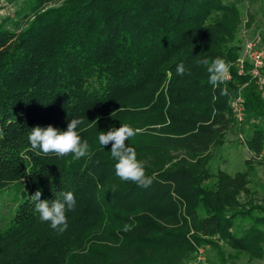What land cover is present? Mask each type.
Returning a JSON list of instances; mask_svg holds the SVG:
<instances>
[{
  "label": "trees",
  "instance_id": "1",
  "mask_svg": "<svg viewBox=\"0 0 264 264\" xmlns=\"http://www.w3.org/2000/svg\"><path fill=\"white\" fill-rule=\"evenodd\" d=\"M30 2L16 20L0 17V190L20 181L27 189L0 231V264H137L151 250L189 257L199 247L221 264L264 260V206L238 200L242 175L219 170L208 185L205 169L141 158L162 150L198 157L223 143L239 94L246 119L264 116L255 80L233 67L243 48L240 7L226 0ZM217 57L230 65L231 79L214 88L202 61ZM75 118L84 121L77 131L91 157L31 150L33 127L66 131ZM121 124L141 130L126 144L152 178L147 187L121 180L112 143H99L100 132ZM248 145L264 147L263 125H253ZM38 189L48 201L74 194L64 232L39 219L29 199Z\"/></svg>",
  "mask_w": 264,
  "mask_h": 264
},
{
  "label": "rangeland",
  "instance_id": "2",
  "mask_svg": "<svg viewBox=\"0 0 264 264\" xmlns=\"http://www.w3.org/2000/svg\"><path fill=\"white\" fill-rule=\"evenodd\" d=\"M30 1L32 0H0V17H10L11 20H16L15 11L20 5ZM226 1L236 3L241 9L242 15L238 32L242 39V47L247 41L260 35L261 46L264 48V0ZM256 123L264 126V116L257 119L245 118L242 123L235 122L224 133L223 143L217 142L207 153L198 157L190 156L181 150H162L148 153L141 158L153 166L165 167L184 164L194 170L205 169L208 176L204 183L208 185L216 179L215 174L219 170L231 176L242 175L240 188L238 187L239 189L236 191L238 200L264 206V164L259 160L263 147L254 152L248 145L249 136ZM25 191L27 189L24 181L0 190V231L9 226L10 217L22 200ZM201 248L199 247L189 257L182 253L158 257L155 256L157 252L151 250L148 252V260L141 259L137 264H221L216 253L209 248H203V259L199 260ZM236 264H264V260L249 261L247 258H242Z\"/></svg>",
  "mask_w": 264,
  "mask_h": 264
},
{
  "label": "clouds",
  "instance_id": "3",
  "mask_svg": "<svg viewBox=\"0 0 264 264\" xmlns=\"http://www.w3.org/2000/svg\"><path fill=\"white\" fill-rule=\"evenodd\" d=\"M208 64L207 71L209 73L208 82L214 87H219L229 78L230 65L223 59L217 57ZM177 74L183 75L185 67L181 63L177 66ZM221 95H228L227 88L221 90ZM120 110H122L120 108ZM84 121L79 118L72 119L67 125L66 131H61L49 125L46 128L35 126L28 135V141L31 150L37 155L56 154L64 157L72 154L73 159L81 157H91L93 153L89 150L90 145L87 140L81 141L78 126ZM140 129H134L128 124H121L117 129H111L106 134L100 132V145L107 146L110 142L111 157L115 163V173L123 181H132L147 187L151 184L152 178L145 173L144 163L137 159L136 152L127 146L126 141L139 133ZM42 190L38 189L29 199L35 204V212L39 214L41 221L50 222L53 229L64 232L68 228L66 211L75 208V197L71 191L61 192L59 196L52 201L41 200ZM131 225H124V230H131Z\"/></svg>",
  "mask_w": 264,
  "mask_h": 264
},
{
  "label": "built area",
  "instance_id": "4",
  "mask_svg": "<svg viewBox=\"0 0 264 264\" xmlns=\"http://www.w3.org/2000/svg\"><path fill=\"white\" fill-rule=\"evenodd\" d=\"M233 67L239 74H249L255 80L260 93L264 95V48L261 46L260 35H256L255 38L244 44L241 55L233 64ZM230 79L231 73L229 71V78L227 81ZM242 102V95L239 94L231 104L235 120L239 123H242L245 119V111ZM259 160L264 164V147L260 152ZM202 253L203 248L199 251V260L203 259Z\"/></svg>",
  "mask_w": 264,
  "mask_h": 264
}]
</instances>
